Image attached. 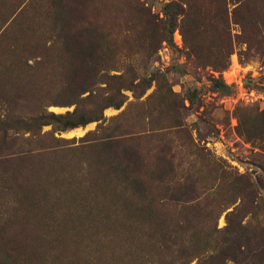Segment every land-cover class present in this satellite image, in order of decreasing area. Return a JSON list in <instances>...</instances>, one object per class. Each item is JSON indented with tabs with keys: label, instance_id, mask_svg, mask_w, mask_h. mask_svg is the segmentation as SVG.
I'll use <instances>...</instances> for the list:
<instances>
[{
	"label": "rangeland",
	"instance_id": "374dc122",
	"mask_svg": "<svg viewBox=\"0 0 264 264\" xmlns=\"http://www.w3.org/2000/svg\"><path fill=\"white\" fill-rule=\"evenodd\" d=\"M0 91V264H264V0H0Z\"/></svg>",
	"mask_w": 264,
	"mask_h": 264
},
{
	"label": "trees",
	"instance_id": "16d2710c",
	"mask_svg": "<svg viewBox=\"0 0 264 264\" xmlns=\"http://www.w3.org/2000/svg\"><path fill=\"white\" fill-rule=\"evenodd\" d=\"M65 7L62 6V9ZM63 15V14H62ZM62 15L60 17H62ZM57 21H60L59 18L57 19ZM64 21V20H62ZM29 23L28 21H24L23 22V25ZM160 40H165L167 38H165L164 36H161L159 37ZM10 41L11 42H15L17 41V38L15 37H10ZM69 52V55H71L72 57H76L77 55H80L82 52L81 51H75V53H71ZM80 53V54H79ZM91 77V75H90ZM94 87V83H91V82H88V81H84L83 83H79V84H75L73 83L72 86H71V89H72V96H71V100H69L68 102H66L65 104L67 105H71L73 103H75L76 101V97L78 99L79 96H81L83 93H86V92H89L91 94V92L93 91L92 88ZM117 94V97H120V98H117L115 100H108V99H105L104 101V104L102 105L104 108L107 107V106H114V107H119L121 105V103L123 102V97H122V94H120L119 91L116 92ZM0 94H1V91H0ZM2 97H4V95H1ZM20 97V96H18ZM14 99V98H13ZM18 99V98H16ZM30 101V100H28ZM15 103L14 102L13 106H15ZM32 113L31 117L29 118V121H35L37 123H39V126H44L46 125V120L49 119V118H53V119H57V120H60L62 119L63 117L62 116H56L55 114L53 113H48V112H42V113H38L37 111H33L31 110L30 111ZM76 111H74L73 113L69 114L67 113V115H74ZM18 113H21L20 111ZM249 118H250V115L246 117V121L248 122L249 121ZM89 121L87 120H83L82 122H75V123H72V124H69V125H66L64 123V125L62 124L61 126V129H59L58 131H63V130H67V129H73V128H76L77 126L79 125H84L86 123H88ZM26 124V122H24L22 119H20V117H9L7 118L6 117H3V120H1L0 118V131L3 132L4 129H15V127L19 126V125H24ZM29 130V128H26L25 127V130ZM246 130V131H245ZM259 131V133L262 131L261 129H258V127H255L253 131ZM237 131L240 135H244V136H247L249 133H250V130L248 129H244L242 130L241 127H237ZM3 144V143H2ZM4 146V144H3ZM135 183H137V181H135ZM229 201V200H226V202ZM231 215V214H229ZM146 220H148V216L146 217ZM227 222H229V219L227 218ZM149 227V224L146 225L145 229L147 231ZM146 241V240H145ZM120 260V259H119ZM158 260V261H157ZM156 262H150L151 264H172V263H169L167 261H164L162 258L160 259H157ZM120 264H126L125 262H119ZM144 264V262H143Z\"/></svg>",
	"mask_w": 264,
	"mask_h": 264
},
{
	"label": "built area",
	"instance_id": "2783aa9c",
	"mask_svg": "<svg viewBox=\"0 0 264 264\" xmlns=\"http://www.w3.org/2000/svg\"><path fill=\"white\" fill-rule=\"evenodd\" d=\"M249 94L251 95V94H252V92L250 91V92H249Z\"/></svg>",
	"mask_w": 264,
	"mask_h": 264
}]
</instances>
